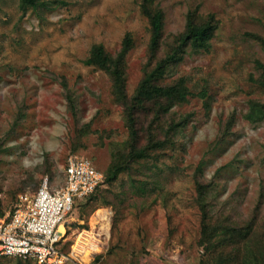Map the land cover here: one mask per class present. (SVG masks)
<instances>
[{
    "label": "rangeland",
    "instance_id": "rangeland-1",
    "mask_svg": "<svg viewBox=\"0 0 264 264\" xmlns=\"http://www.w3.org/2000/svg\"><path fill=\"white\" fill-rule=\"evenodd\" d=\"M39 1L23 10L19 0H0V220L45 177L60 188L70 155L89 157L105 174L113 148L129 138L110 76L86 63L91 48L101 44L116 55L131 37L129 95L148 56L141 0ZM153 1L164 14L160 53L184 30L189 12L213 14L217 28L208 49H188L167 73V80L185 77L190 91L165 115V126L190 116L173 143L103 181L64 217L62 249L70 251L83 230L96 238L95 250L79 253L83 264H208L196 178L208 186L211 216L234 225L252 220L257 233L264 230V119L249 118L251 102L264 103L256 68L264 49L251 37L264 36V0ZM143 114L139 144L146 140ZM0 264L36 263L0 255Z\"/></svg>",
    "mask_w": 264,
    "mask_h": 264
},
{
    "label": "trees",
    "instance_id": "trees-1",
    "mask_svg": "<svg viewBox=\"0 0 264 264\" xmlns=\"http://www.w3.org/2000/svg\"><path fill=\"white\" fill-rule=\"evenodd\" d=\"M19 2L23 10L28 7L36 8L40 4L39 0H19ZM153 2V0H141V11L150 27V39L143 75L132 95L127 93L125 86V61L133 44L129 35H126L116 55L109 54L103 45L98 44L91 48L86 60L87 64L97 66L110 76L112 94L123 108L129 130V138L124 145H115L113 148L112 160L103 179L107 183L113 182L122 170L138 160L157 156L158 150L162 151L172 144V136L188 124L189 114H181L178 121L173 119L168 125L164 124L165 115H170V109L174 105H182L186 102L190 93L185 77L167 80V73L172 65L182 60L188 49L194 52L208 49L210 39L217 28L213 14L200 19L196 13L189 12L184 30L175 37L165 52L160 53L164 37V14L160 8L153 5ZM251 37L264 49V36L251 34ZM256 68L259 71L258 84L264 88V64L257 60ZM66 95L69 98L71 93L67 90ZM142 112L147 120L146 127L142 129L146 140L139 144L141 137L137 117ZM251 112L250 119H264V103L253 100ZM229 125L231 126V122L223 127L222 137L229 133ZM162 131L164 134L160 138L158 135ZM195 182V201L202 216L200 243L206 246L208 264H264V230L257 233L252 220L234 225L226 216L224 218L211 216L208 186L198 178Z\"/></svg>",
    "mask_w": 264,
    "mask_h": 264
},
{
    "label": "built area",
    "instance_id": "built-area-1",
    "mask_svg": "<svg viewBox=\"0 0 264 264\" xmlns=\"http://www.w3.org/2000/svg\"><path fill=\"white\" fill-rule=\"evenodd\" d=\"M63 185L51 188L47 177L31 192H22L7 216L0 220V255L33 260L36 264H83L81 252L92 251L96 238L80 232L71 250L62 249L64 217L77 199L83 198L102 183L104 173L83 155L67 158ZM76 261L78 263H76Z\"/></svg>",
    "mask_w": 264,
    "mask_h": 264
},
{
    "label": "bare ground",
    "instance_id": "bare-ground-1",
    "mask_svg": "<svg viewBox=\"0 0 264 264\" xmlns=\"http://www.w3.org/2000/svg\"><path fill=\"white\" fill-rule=\"evenodd\" d=\"M109 216V215H108ZM97 221V220H96ZM102 228V227H101ZM59 229H60V231H64L65 230V227H64V225L61 223L60 224V226H59Z\"/></svg>",
    "mask_w": 264,
    "mask_h": 264
}]
</instances>
